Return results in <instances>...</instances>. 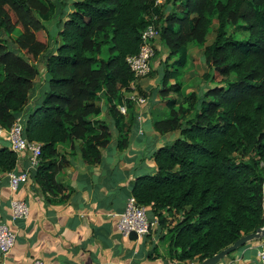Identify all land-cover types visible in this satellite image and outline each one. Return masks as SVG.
Masks as SVG:
<instances>
[{
    "label": "trees",
    "instance_id": "1",
    "mask_svg": "<svg viewBox=\"0 0 264 264\" xmlns=\"http://www.w3.org/2000/svg\"><path fill=\"white\" fill-rule=\"evenodd\" d=\"M157 2L75 0L63 7L68 12L50 40L45 24L59 19L61 6L0 0V33L15 48L0 38V125L9 129L22 118L24 137L42 145L32 175L50 194L60 191L55 177L66 165L57 160L58 146L81 142L83 161L101 162L111 133L98 119L100 99L118 130V147L125 148L133 124L119 112L124 104L133 107L123 99L133 81L126 58L137 53L142 31L153 23L175 65L159 90L168 116L154 129L179 136L153 154L157 172L138 178L132 196L165 231L169 259L199 264L264 225V0ZM214 24V40L206 45ZM234 28L247 37L236 39L229 34ZM203 46V95L166 100L169 92L181 93L180 84L167 85L185 69L189 48ZM38 62L47 91L29 109ZM17 160L1 148L0 175L14 171Z\"/></svg>",
    "mask_w": 264,
    "mask_h": 264
},
{
    "label": "crops",
    "instance_id": "2",
    "mask_svg": "<svg viewBox=\"0 0 264 264\" xmlns=\"http://www.w3.org/2000/svg\"><path fill=\"white\" fill-rule=\"evenodd\" d=\"M41 67L37 82L42 86L32 95L29 109L34 108L45 93V69ZM138 86L148 90L155 88V83L142 79ZM155 94L152 92L147 98V105L139 115L134 109L128 110L125 118H132L133 124L123 149L118 147L119 133L113 119L108 116L106 122V112L102 109L98 119L105 121L111 137L108 146L100 149L99 164L88 165L83 161L81 142L58 146L57 160L66 161L55 177L60 191L43 192L32 174L16 191H11L6 174L0 175V223L7 224L16 235L9 254L0 255V264H31L37 259L43 264H184L169 259L167 244L163 241L165 231L160 230L157 218L150 211L147 216L154 226L147 236H123L117 228L119 215L132 196L135 181L157 172L153 154L179 136L177 132L160 135L154 129L158 120L153 121V113L159 110L158 115L167 114L164 104V108H156L160 100ZM140 115L141 122L138 121ZM1 143L7 145L6 140ZM27 167L24 153L18 157L15 171ZM12 200L27 204V219L13 220ZM163 215L167 217L165 212ZM257 246L258 241H253L219 264H260Z\"/></svg>",
    "mask_w": 264,
    "mask_h": 264
},
{
    "label": "built area",
    "instance_id": "3",
    "mask_svg": "<svg viewBox=\"0 0 264 264\" xmlns=\"http://www.w3.org/2000/svg\"><path fill=\"white\" fill-rule=\"evenodd\" d=\"M158 3V2H157ZM160 32L153 24H149L140 35L139 48L136 54L126 58V64L133 76L131 82V91L125 93L128 98L124 101H130L132 104L141 106L146 104L147 99L140 96L137 91L139 80L146 78L152 68V60L156 52V42ZM121 115L127 113V105L119 108ZM138 121H142L141 115ZM24 123L18 118L9 129L0 125V149L7 147L17 158L21 154H27L28 167L25 170L16 172L15 170L7 173L8 186L11 191H16L19 184L30 179L32 173L36 171L41 162L42 145L35 141H29L24 137ZM1 140H6L7 145H2ZM11 217L15 219H27L29 208L21 200H12L10 203ZM147 209L138 204L133 196H130L126 203L124 211L119 215L117 228L123 236L135 233L139 238L147 236L154 226L147 216ZM16 235L13 230L5 223H0V255L5 257L9 254L15 245ZM257 259L260 264H264V238L258 241ZM31 264H43L39 259Z\"/></svg>",
    "mask_w": 264,
    "mask_h": 264
},
{
    "label": "rangeland",
    "instance_id": "4",
    "mask_svg": "<svg viewBox=\"0 0 264 264\" xmlns=\"http://www.w3.org/2000/svg\"><path fill=\"white\" fill-rule=\"evenodd\" d=\"M57 6H61L62 8L66 6V4H70L71 2L75 1V0H53ZM164 2V0H158L159 5H162ZM69 9V6L66 7L65 9L63 8L61 11V16L59 17V19H56L55 22L52 21L50 23H46V28L48 29V33L50 35V40H53V38L55 39V23H58L59 20H62L64 18V15L67 14ZM167 12H170V7L167 8L166 10ZM215 29H216V24H214V26L211 28L207 38H206V45L211 44L212 41L214 40L215 37ZM229 34L234 35V37L238 40H242L245 39L247 36L241 31L240 28L238 29H230L229 30ZM53 37V38H52ZM0 38L3 40H7V38L4 36V34L0 33ZM6 44L8 45V47L10 48V50H15V48L11 45L10 42H8V40L6 41ZM52 46V42L50 43V48ZM203 47H190L189 51H188V62L187 65L185 67V69L183 71H181V75L179 76V78L177 80H171L168 82L167 87L172 86L173 84H180V88H181V93L180 94H176L174 92H169L168 93V97L166 100L168 99H175L177 100L179 103H182V99L184 98V96H188L191 93H195L198 96H202L204 93L205 88H207V85H205L202 81V76L208 72V69L204 63V51H203ZM156 56L152 61V73L150 76H148L147 78H145L146 80H152V83H155V88L152 89H140V91L137 89V93L142 96L145 97L146 99L148 97L152 96V92L156 93L155 95L159 96V90L162 89L161 87V81L162 78L164 76L165 72H171L173 69L174 65V60L169 61V59H167V51L164 48L163 44H161V41H158L156 43ZM39 65V68H38ZM42 64H40V62L37 63V69L42 70ZM40 78V73H39V77ZM43 80H44V75H43ZM45 82V80H44ZM40 81L36 83V89L34 94H36L37 91V87H39ZM42 86V85H41ZM41 86L39 88H41ZM138 87V86H137ZM44 92L47 91V85L46 82L44 83ZM42 91V92H43ZM43 92V93H44ZM43 97V94H42ZM185 97V98H186ZM124 98H128V95H126L125 93L123 94V99ZM158 100H160V103L157 105V109H161L164 108V101L165 99H162L160 96L158 97ZM98 104L100 105V107L103 109L105 115H104V120L107 122L108 120V116L109 114H107V109L105 107L104 101L103 99H100ZM164 104V105H163ZM146 104L141 105V106H137L133 104L132 109H134L138 115L142 112L143 108H145ZM186 106V105H185ZM130 109V110H132ZM129 110V109H128ZM127 110V113H128ZM161 111H155L152 115V119L153 121L156 120H161L164 119L165 117L168 116V110H167V114L166 116L163 115H158V113H160ZM127 113L124 116H127ZM22 119V118H21ZM128 119V117H127ZM104 121V123H105ZM152 122V121H150ZM111 125V123H110ZM152 230V229H151ZM150 230V232H151ZM234 254V253H233ZM233 254H231L230 256H228L227 258H230ZM226 260V259H224Z\"/></svg>",
    "mask_w": 264,
    "mask_h": 264
},
{
    "label": "water",
    "instance_id": "5",
    "mask_svg": "<svg viewBox=\"0 0 264 264\" xmlns=\"http://www.w3.org/2000/svg\"><path fill=\"white\" fill-rule=\"evenodd\" d=\"M131 235L137 236L135 233H131ZM263 238H264V225L261 228L257 229L254 233L242 236L240 239H238L234 244H232L228 248L220 251L218 254L210 258L205 259L199 264H219L229 255L237 252L247 244L253 241H260Z\"/></svg>",
    "mask_w": 264,
    "mask_h": 264
}]
</instances>
